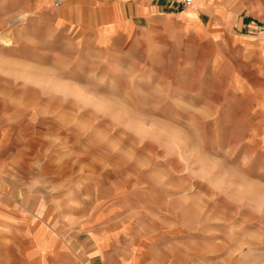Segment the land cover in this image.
Returning <instances> with one entry per match:
<instances>
[{
  "label": "rangeland",
  "instance_id": "1",
  "mask_svg": "<svg viewBox=\"0 0 264 264\" xmlns=\"http://www.w3.org/2000/svg\"><path fill=\"white\" fill-rule=\"evenodd\" d=\"M0 264H264V0H0Z\"/></svg>",
  "mask_w": 264,
  "mask_h": 264
},
{
  "label": "built area",
  "instance_id": "2",
  "mask_svg": "<svg viewBox=\"0 0 264 264\" xmlns=\"http://www.w3.org/2000/svg\"><path fill=\"white\" fill-rule=\"evenodd\" d=\"M171 1H174L176 3H179L183 6H192L194 4V0H171Z\"/></svg>",
  "mask_w": 264,
  "mask_h": 264
},
{
  "label": "crops",
  "instance_id": "3",
  "mask_svg": "<svg viewBox=\"0 0 264 264\" xmlns=\"http://www.w3.org/2000/svg\"><path fill=\"white\" fill-rule=\"evenodd\" d=\"M187 17H188L189 19H190V17H192L191 20H196V18H197L196 12L194 11V14H192V16H190V17L187 16ZM198 25H199V26H203L202 23H200V22L197 23V26H198Z\"/></svg>",
  "mask_w": 264,
  "mask_h": 264
},
{
  "label": "bare ground",
  "instance_id": "4",
  "mask_svg": "<svg viewBox=\"0 0 264 264\" xmlns=\"http://www.w3.org/2000/svg\"><path fill=\"white\" fill-rule=\"evenodd\" d=\"M187 14V16H192V14H194V11H189L188 13H186Z\"/></svg>",
  "mask_w": 264,
  "mask_h": 264
}]
</instances>
